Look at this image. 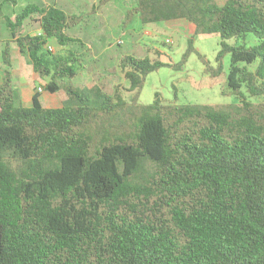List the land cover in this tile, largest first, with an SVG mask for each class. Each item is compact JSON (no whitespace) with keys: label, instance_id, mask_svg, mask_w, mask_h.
I'll return each instance as SVG.
<instances>
[{"label":"trees","instance_id":"1","mask_svg":"<svg viewBox=\"0 0 264 264\" xmlns=\"http://www.w3.org/2000/svg\"><path fill=\"white\" fill-rule=\"evenodd\" d=\"M34 13L42 33L26 34ZM130 13L218 34L219 66L210 71L218 76L230 54L227 88L239 102L165 104L159 92L138 102L146 76L180 69L193 38L178 64L123 56L130 101L119 87L78 88L71 81L84 59L48 49L53 38L85 48L67 32L78 18L28 4L12 34L45 89L67 98L47 108L37 92L24 107L9 71L0 85V264H264V103L248 96L264 95V0H137Z\"/></svg>","mask_w":264,"mask_h":264},{"label":"rangeland","instance_id":"2","mask_svg":"<svg viewBox=\"0 0 264 264\" xmlns=\"http://www.w3.org/2000/svg\"><path fill=\"white\" fill-rule=\"evenodd\" d=\"M28 1L44 5L40 2L43 0H19L16 7L17 13L26 7ZM60 2L62 1L59 0ZM79 2H84L83 6L70 10L73 13L69 12L78 18L77 23L71 25L68 30L72 33L85 34L90 30L89 25L92 23L90 20L97 16L95 17L96 31L97 33L102 31L105 38L96 37V34L92 36L93 50L101 49L103 46L100 48L98 46L104 43L106 51L98 54L87 46L79 47L78 43H71L69 46L63 47L54 38L48 42V45L54 48L53 51L48 50L51 54L65 53L66 49H70L84 59L85 62L78 71L80 75L71 81L76 87L78 84L82 86L83 83L92 84L101 81V85L107 93L114 94L116 87H119L124 98L130 101V97L134 93L128 90L129 82L120 65L122 57L135 55L178 64L183 61V55L189 47V40L193 38L194 51L189 54L180 69L165 66L146 76L140 89L138 102L141 104L153 103L156 92H159L160 98L165 104L227 105L239 102V97L227 88L231 64L230 54L223 56L222 71L218 76H212L210 71V68L217 69L219 66L216 58L220 50L221 39L218 34H195V26L186 20H175L172 23L174 25L166 22L143 24L137 14L130 13L128 15V11L137 6V0H112L107 3L98 0L95 5L104 11L100 17L97 14L94 15V12H90L91 5L88 4L84 8L85 3H92L93 0H79ZM217 2L222 5L221 3H224L225 0H217ZM105 4L107 5L105 6ZM97 8L95 7L93 10L96 11ZM66 11L68 12V8ZM229 42L231 44L242 43L234 38ZM255 43V36L249 34L246 44L251 46ZM257 63L258 61L249 65V68L252 71L255 70ZM242 90L248 94L245 86L242 87ZM248 96L249 100L256 104L264 103V95L250 96L248 94ZM11 165L16 167L18 163L12 161Z\"/></svg>","mask_w":264,"mask_h":264},{"label":"crops","instance_id":"3","mask_svg":"<svg viewBox=\"0 0 264 264\" xmlns=\"http://www.w3.org/2000/svg\"><path fill=\"white\" fill-rule=\"evenodd\" d=\"M0 1L4 3L2 13L0 14V85L3 84L6 72L9 71L11 73V76L13 78V83L15 85V101L17 104L22 105L24 107H31L33 105V96L38 92L40 93V100L44 107H47V108L61 107L63 105L64 100L67 98L65 91L59 90L55 93H51L45 89L46 81L43 80L40 74L34 70L33 65L29 61V58L25 54L20 52L17 42L15 41L16 37H14L12 34L13 30L10 26V22L13 21L15 19V16L18 14L16 11V7H17L19 0H11V1L0 0ZM61 1L62 2L59 3V0H55V1L43 0L40 2L41 4H44V5H40V6L57 7L63 10L64 12H66L67 14H70L69 12L73 13L70 10H74V8H77L81 5L83 6V3H84V2L80 3L79 0H61ZM28 2L29 3H27V5L36 4L34 3V1H28ZM97 2L98 0H93L92 3H85L84 8H86L88 4L91 5L89 7L91 10L90 12H94V15L97 14L100 17L102 16V13H104V11H101L100 8L95 5ZM224 3H221V4L223 5ZM106 5L107 4H105V6ZM95 7L96 8L98 7L96 11L93 10V8ZM67 8H68V12L66 11ZM41 17L42 15L38 16V14L36 13L28 17L23 23L24 33L31 34V35L41 34L42 33V30L40 27ZM95 17L97 16H94L93 20H90L92 23L89 25L90 26L89 32L85 34H78L75 32L72 33L69 30H67V32L70 37H72L73 39H78L79 41H82L84 46H87L93 52H98V54H102L106 51V48L104 47V43L98 46L99 48L101 46L103 47L96 51V50H93L94 48L91 42L92 36H94L95 34H96V37L98 36L101 39L105 38V35L102 33V31L98 33L96 31L97 21ZM174 21L175 20L166 21V23L167 24L171 23L170 25H174L172 24L174 23ZM51 47L53 48V46ZM5 49H8L10 53L9 55V59L11 61L10 65H7L4 63L3 52ZM87 51L89 52V50ZM78 75H80L79 72H78ZM95 85L100 86L101 81L100 83L97 82V83H92V84L83 83L82 86L78 84V87L88 89V88H92ZM101 86L103 87V85ZM40 87L43 88L42 92L38 91Z\"/></svg>","mask_w":264,"mask_h":264},{"label":"built area","instance_id":"4","mask_svg":"<svg viewBox=\"0 0 264 264\" xmlns=\"http://www.w3.org/2000/svg\"><path fill=\"white\" fill-rule=\"evenodd\" d=\"M48 49H49L50 51H53V48H52L51 46H48ZM38 91H39V92H42V91H43V88L40 87V88L38 89Z\"/></svg>","mask_w":264,"mask_h":264}]
</instances>
